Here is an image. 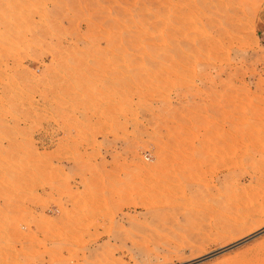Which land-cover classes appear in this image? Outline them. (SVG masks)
I'll use <instances>...</instances> for the list:
<instances>
[{"label": "rangeland", "instance_id": "374dc122", "mask_svg": "<svg viewBox=\"0 0 264 264\" xmlns=\"http://www.w3.org/2000/svg\"><path fill=\"white\" fill-rule=\"evenodd\" d=\"M0 264H264V0H0Z\"/></svg>", "mask_w": 264, "mask_h": 264}, {"label": "bare ground", "instance_id": "6f19581e", "mask_svg": "<svg viewBox=\"0 0 264 264\" xmlns=\"http://www.w3.org/2000/svg\"><path fill=\"white\" fill-rule=\"evenodd\" d=\"M263 100V99H262ZM251 111H253V110H251ZM254 117V116H253ZM240 118V117H239ZM243 118V117H242ZM252 130V129H251ZM244 136V135H243Z\"/></svg>", "mask_w": 264, "mask_h": 264}]
</instances>
